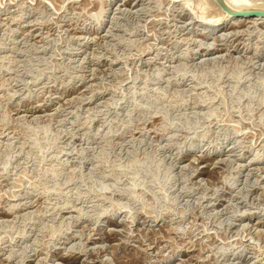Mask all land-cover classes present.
<instances>
[{
    "label": "rangeland",
    "instance_id": "rangeland-1",
    "mask_svg": "<svg viewBox=\"0 0 264 264\" xmlns=\"http://www.w3.org/2000/svg\"><path fill=\"white\" fill-rule=\"evenodd\" d=\"M223 1L0 0V264L264 263V15Z\"/></svg>",
    "mask_w": 264,
    "mask_h": 264
},
{
    "label": "bare ground",
    "instance_id": "bare-ground-1",
    "mask_svg": "<svg viewBox=\"0 0 264 264\" xmlns=\"http://www.w3.org/2000/svg\"><path fill=\"white\" fill-rule=\"evenodd\" d=\"M213 1H215V0H213ZM223 1V0H222ZM216 2H217V0H216ZM219 2V1H218ZM221 2V1H220ZM219 2V3H220ZM222 3H224L223 5L224 6H226L227 8L226 9H228L229 11H228V15H227V17H229V19L230 18H233V17H236V16H246V15H240V14H235L236 12H241V11H250V10H248L246 7H244L242 4H234V5H232V4H230L229 2H222ZM221 5V4H220ZM229 6H231V8H229ZM252 8V7H251ZM193 9V8H192ZM252 10V9H251ZM255 11H264V8H257L256 7V9H255ZM202 16V15H201ZM210 16V15H209ZM216 17V15H212V16H210V18H208V20L207 21H209V26H212V25H215V24H218L219 22V17H217V18H215ZM204 18V17H203ZM250 18V17H249ZM253 18H255V16L253 17ZM252 18V19H253ZM259 18V17H258ZM257 18V19H258ZM247 18H245L244 17V19H242L241 18V20H246ZM256 19V18H255ZM259 19H261V18H259ZM203 20V19H202ZM240 20V19H239ZM238 21L239 22V25H242V22L243 21ZM255 21V20H254ZM238 24V23H237ZM235 26V25H234ZM264 264V263H263Z\"/></svg>",
    "mask_w": 264,
    "mask_h": 264
},
{
    "label": "water",
    "instance_id": "water-1",
    "mask_svg": "<svg viewBox=\"0 0 264 264\" xmlns=\"http://www.w3.org/2000/svg\"><path fill=\"white\" fill-rule=\"evenodd\" d=\"M226 10V8H224ZM227 11V10H226ZM235 14H240V15H264V11H241V12H236Z\"/></svg>",
    "mask_w": 264,
    "mask_h": 264
}]
</instances>
